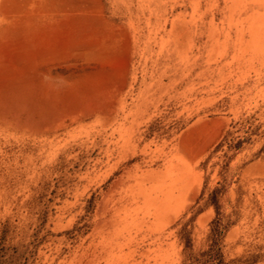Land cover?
Here are the masks:
<instances>
[{
	"label": "rangeland",
	"instance_id": "obj_1",
	"mask_svg": "<svg viewBox=\"0 0 264 264\" xmlns=\"http://www.w3.org/2000/svg\"><path fill=\"white\" fill-rule=\"evenodd\" d=\"M0 264H264V0H0Z\"/></svg>",
	"mask_w": 264,
	"mask_h": 264
},
{
	"label": "trees",
	"instance_id": "obj_2",
	"mask_svg": "<svg viewBox=\"0 0 264 264\" xmlns=\"http://www.w3.org/2000/svg\"><path fill=\"white\" fill-rule=\"evenodd\" d=\"M210 259L218 260V257L211 255Z\"/></svg>",
	"mask_w": 264,
	"mask_h": 264
}]
</instances>
